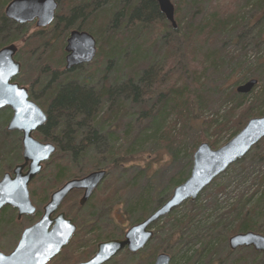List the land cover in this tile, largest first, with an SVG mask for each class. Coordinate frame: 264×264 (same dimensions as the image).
I'll list each match as a JSON object with an SVG mask.
<instances>
[{
    "label": "trees",
    "instance_id": "16d2710c",
    "mask_svg": "<svg viewBox=\"0 0 264 264\" xmlns=\"http://www.w3.org/2000/svg\"><path fill=\"white\" fill-rule=\"evenodd\" d=\"M11 1L0 0V48L24 41L31 49L27 52L29 57L38 55V75L27 83L32 99L47 114V121L40 127L38 137L41 141L53 143L57 147L56 153L62 158V163L53 168L52 180L46 182L45 189L42 190L47 198L53 190L70 179L95 170H106L112 176V181L107 180L106 188L111 186L110 194L103 198L107 201L110 198L109 202H112L116 196L117 202L122 197L118 186L130 191L137 186L140 179L151 180L153 171L149 167L124 184L119 181L123 174H119L118 179L113 177L114 171H130L134 164L146 161L145 147L158 143L165 145L171 161L179 159L181 149L186 145V137L192 134L185 172L180 173L181 176L177 174L160 196L155 198L150 196L151 192L145 190L139 197L134 198L133 203L127 204L128 221L131 225L138 223L164 204L173 189L188 178V169L193 164V153L199 144L208 141L213 148H217L219 136L229 134V141L244 128L250 118L264 115L263 83L257 84L258 90L247 95L234 92L232 100L229 101V116L225 115L222 119L218 114L212 118L206 116V88L209 85V78L206 77H209V72H222L226 64L222 61L224 57L220 54V47L212 48L209 45L205 51V47L200 46V43L208 42L213 35L228 37L236 44L249 38L262 39L264 0H240L232 14L215 10L201 19H197L200 13L198 6L193 11V19L188 23L185 21V27L178 7L175 9V19H179L176 29L161 13L155 0H57L58 11L54 22L33 35L27 33L25 26L17 25L5 17L4 7ZM246 14L250 15L249 19H246ZM197 20L200 21L196 22ZM89 24L99 26L93 34L101 38V50L92 63L67 70L63 64L65 52L61 49L62 45L58 57L49 55V49L58 37L61 36L64 41L72 30L87 31L89 26L86 25ZM153 41L160 44L159 50L154 54L150 44ZM183 44L185 46L182 49ZM168 60H172L174 65L164 72V63ZM176 65H180L182 71L175 68ZM91 72L93 75L87 74ZM112 73L117 74V77L111 81ZM245 76L247 78V74ZM165 77L167 79L164 81ZM252 78L264 82V62H258L257 71ZM226 95L227 93L222 95L221 102L228 101ZM150 100L152 105L146 109L145 101ZM248 102L251 104H247ZM132 106L139 109L137 113H132ZM1 121L4 127V119ZM208 132H211L213 138L209 139ZM11 136H17L12 146L8 142ZM20 141L19 132L9 133L4 130L1 133L2 170L5 162L9 164V169L22 162ZM262 143L263 139L254 149L257 151ZM248 155L249 153L236 162L237 165L242 164ZM156 164L160 165L159 162ZM216 180L217 178L208 188H214L217 185ZM262 182L264 183V178ZM218 190L217 187L215 191ZM260 192L261 195L254 203L257 204L256 207H248L249 203L241 200L239 204L242 205L231 211L230 217L222 214L211 221V215L205 218L206 224L203 226L199 216L206 212V205L200 204V196L195 201H186L184 204L192 209L188 215L176 219V208L165 217L168 218L166 222L172 223L167 243L155 247L151 260L156 253L165 252L171 256L170 264H204L203 259L211 260L212 255L206 252L212 246L214 238L222 236L226 242L233 234L247 231L264 235V210L263 207L257 210L264 201V191ZM31 196H35L33 190ZM255 197L256 195L253 198ZM121 200L120 198L119 202ZM8 213L12 216L11 224H15V214L13 215L10 208L3 209L0 216ZM7 223L0 220V225ZM127 229L100 239L123 236ZM198 241L202 245L196 250ZM77 250L60 264H74L91 258L85 252L77 257ZM181 252L183 255H180ZM254 255L257 259L262 256L256 251ZM130 256L133 259L129 264H139V259H134L136 256ZM254 264H264V257L260 261L256 260Z\"/></svg>",
    "mask_w": 264,
    "mask_h": 264
},
{
    "label": "rangeland",
    "instance_id": "374dc122",
    "mask_svg": "<svg viewBox=\"0 0 264 264\" xmlns=\"http://www.w3.org/2000/svg\"><path fill=\"white\" fill-rule=\"evenodd\" d=\"M197 1H198L197 3H194L192 0H172L175 9L177 10V8L179 7L181 13L180 19L183 22L182 24L184 25V27L186 26L185 21L188 23L190 19H193L194 16L193 11H196L197 10L196 8L198 6L200 13L197 19L199 18L201 19L204 17V15L206 18V16L209 13L215 10L218 11L219 13L232 14L236 10L240 2V0H202V1L197 0ZM3 11L5 12V7ZM57 11H56V15H57ZM59 11L61 12V9H59ZM248 12H250V10ZM246 15H245L246 19H249L250 15L248 14ZM176 21L177 24H179V19H176ZM199 21L200 20H197L196 22ZM24 26L27 28V33L29 35L37 34L38 32H41L42 30L45 29V28H37L35 22L26 24ZM86 26H89L88 29L86 30L91 34H93V31L95 32V28L99 27L98 25L95 24H89ZM184 33H186L185 30ZM93 36L97 42V54H98V52L101 50L99 45V41L101 38L100 37L98 38L94 34ZM252 36L254 37V33L252 34ZM68 37H69V33L64 41L62 40L63 38L61 36L58 37V40L53 42V45L50 47L48 52L49 55L53 57H58L60 55V45H62L61 49L63 48L65 52L63 57L64 58L63 64L65 67H66V55H67V52L65 51V46ZM231 40L232 39L228 37L213 35L208 40V42L200 43L201 47H205V51L207 49V46L209 48V45H212V48L220 47L221 48L220 54L222 55V57H224L222 61H224V64H226V67L222 68L223 70L222 72L218 74L209 72L210 73L208 74L209 77H206V79L209 78V82H208L209 85L206 88V90L208 91L206 94L207 97L206 104L208 108L206 116L210 118H212L217 114L221 116V119L224 118L225 115L229 116V108L231 106L229 101L232 100L233 98L232 95L234 94V92H237L236 91L237 87L245 83L247 80L251 79L253 73L257 71L258 62L260 63L264 62V36L262 37V39L260 38L257 40L249 38L248 40L241 41L240 43L237 44L235 43L234 40L233 41ZM15 44L17 45L18 48L16 59L22 65V72L16 79L22 85L27 86V83L30 82L32 79H34L36 75H38V71L40 69V60L38 59V55L33 58L29 57V54L27 52L30 51L31 49L26 45L24 41H22V43L16 42ZM150 44L154 50L153 54L159 50V46H160L159 43L154 42L152 44V42H150ZM155 45L156 48H154ZM184 46L185 45L183 44L181 48L183 49ZM40 51H42V49H40ZM96 57L94 60H96ZM46 59L44 60L46 61ZM184 60L185 59H182V62L186 63ZM164 65L165 68L163 69V71L167 72L168 69L169 70L171 69L170 66L172 67L174 63L172 60H168L166 63H164ZM98 67H100V63L98 64ZM175 68H178V70L182 71V67H180V65L179 66L176 65ZM87 74L93 75L92 72ZM246 74H247V78L245 76ZM116 77L117 74L112 73L110 76L111 81L114 80ZM165 79H167V77H165L163 80L165 81ZM263 83H264L263 80L258 82L259 85H262ZM27 87L28 89H30L29 86ZM257 90H258V86H255V88L250 93H253ZM226 93H227L226 97L229 98L228 101H226L225 103L221 102L223 98L222 95ZM145 102L147 103L146 109H148L149 106L152 105V100ZM251 102L253 104L252 100ZM247 104H251V103L248 102ZM131 108L133 110L132 113H137L139 110L133 106ZM11 116H12L11 110L7 108L0 110V135L4 130H6L7 124L10 121ZM3 119L5 124L4 127H2L1 124L2 123L1 120ZM192 136L193 135L191 134L190 136L186 137L185 139L186 145L185 147H182L181 149L182 151L180 152L181 155L179 159L176 160L172 159L171 161L170 155H168L169 153L165 145H163L162 143L161 144L158 143V144L150 145L149 147H145L146 149L144 150V157H146V159L144 160L146 161L140 162L138 165L134 164L133 167L129 169L130 171H126V172L122 170L114 171L113 177H117L118 179L120 176L119 174H123L121 176V180L119 179L120 184H124L127 181H132L135 176H138L140 172H142L145 169L148 170L149 167L153 171L151 180L148 181L147 179H140L138 181L137 186L131 189L130 191H126L122 189L121 186H118L122 194V197H120L122 200L120 202H119L120 198L116 202V196L114 197V200L112 202H109L110 198L108 199V201L104 200L103 198L110 194L111 186H108L106 188L107 186L106 184L112 181V176L108 175L106 180L103 181L100 187L93 194L92 198L89 200V203L90 202L91 203L87 204L83 209L79 207V203H78L79 199L81 198V195L76 198H69L66 204H62L61 210H63L72 219L73 218L79 219L81 229L79 230L75 238L72 240L70 245L68 244L69 247L66 248L65 252L62 253L61 257L58 258L54 263L60 264L62 259L69 258L71 253L75 249H78L77 252H75L77 257L82 255L84 252L91 256L93 252L96 250L97 244L101 240L100 238L109 236L111 234L114 235L119 234L121 229H126L130 227L131 222L128 221V214L126 213L129 207L127 206V204H129V202L133 203L135 201L134 198L136 196L139 197L140 196L139 194H142L145 190L151 192L150 196H154L155 198L156 196H160L162 190L164 189L166 190L167 186L169 185V182H171V180L175 178L177 174L181 176L180 173H182L183 171L185 172V167L189 159L187 156V151L189 150V147L192 144V140H193ZM208 136H210L209 139L213 138L211 132H208ZM228 137L229 134H226L225 136L223 134V137L222 135L219 136L220 138L219 147H221L222 145L228 142ZM16 138L17 136H11L8 138V142L11 143V146L12 144L15 143ZM20 142L22 143V138ZM208 143L210 144V142ZM219 147L214 149H218ZM254 147L249 152L248 158H246V160H244L242 164L237 165V163H235L231 165L227 170L228 172L225 171L223 174L217 177V180L215 181L217 185L214 186V188H208L209 186H211L209 185L206 187L207 189L205 188L206 190L204 189L205 191L203 190L200 193L199 196L202 201L200 202V204L206 205L204 208L206 212H202L201 215L199 216V219L202 221L200 223L201 226L206 224L205 218L211 215H213L212 216L213 219L211 221H214L216 218H218L219 215L222 214H225L227 217H230L231 211H234L235 209L239 208L240 205H242L239 204L241 200L243 202L244 201L248 202L249 203L247 204L248 207L257 206V204H254L257 200L256 198L261 195L260 192L261 190L264 191V185H262L264 184L262 182L264 178V143H262V146L257 151L254 149ZM56 154H54L49 161L44 163V169L42 170L41 174L37 176V179L30 187L35 195L34 197H32V201L37 207V209L41 211V213L44 203L47 202L49 199L47 198L45 192L42 190L45 189L46 182L52 180L51 175L54 172L53 168L56 167L57 164L62 163V158H60L61 155L58 156L59 154L57 155ZM259 156H262V158H259ZM22 162H23V158H22ZM22 162H18V164ZM153 162L155 163L153 164ZM157 162H159L160 165H157L156 164ZM5 163L6 164H4L3 170L1 169L2 166L0 165V179L2 178L5 172L10 170L9 164L7 162ZM191 167L192 166H190L188 170H191ZM220 177L222 178L218 180ZM217 187L219 188L218 192L215 191ZM103 188L106 189L103 190ZM255 195L256 197L253 198ZM102 199L104 201L99 204V202ZM105 201L107 204L104 203ZM262 203L263 204H260L258 206L257 210H261L259 207H263L264 210V201H262ZM213 204L216 205L213 206ZM177 209L178 210L175 215L176 219H180L184 215H188L190 213V210H192L191 206L184 203ZM14 214L15 212L13 213V215ZM14 218H15V224H11L12 216L9 215V213L0 216V220L8 222L7 225L5 224L0 225V251L5 254H9L11 251H13V249L18 243L23 228L29 225V220L23 219L21 221H17L16 215H14ZM256 218L258 219V216H256ZM166 221H168V218L164 217L154 224L155 237L146 245L147 247L149 246L145 250L146 252L145 251L143 252L142 251L143 249L140 250L141 252L139 251L135 254L129 252L130 255L136 256V258L134 259L137 260L139 259V264H148L150 261H151L150 264H154L158 253H156L153 260H151V253L153 252L156 246L157 247L164 246L167 243L168 232L169 229L172 227L171 226L172 223H168ZM3 225L5 227H3ZM92 229L96 231L93 232ZM213 240L214 241L212 246H210V249L206 252L208 255L210 254L212 255L211 260L207 261V259H203L202 263L204 264H208V263L219 264L220 261L221 264H249V263L254 264L256 260L260 261L262 259V256L264 257L262 253L256 251L257 253H260L262 255L259 257V259H257L254 255L255 250L252 248H239L235 251H232L229 247L228 240L224 242L222 236H219L217 239L214 238ZM199 242L201 241H198L197 244ZM201 243L195 246L196 250L200 248V246L202 245ZM126 254H127L126 252H120L106 264H129L133 258L130 255H126ZM180 255H183V253L181 252Z\"/></svg>",
    "mask_w": 264,
    "mask_h": 264
},
{
    "label": "water",
    "instance_id": "95a60500",
    "mask_svg": "<svg viewBox=\"0 0 264 264\" xmlns=\"http://www.w3.org/2000/svg\"><path fill=\"white\" fill-rule=\"evenodd\" d=\"M161 13L173 28L175 6L172 0H155ZM58 7L57 0H12L5 9V16L20 24L37 19V26L52 23ZM17 46L10 44L0 50V110L9 107L13 115L7 130L22 132L23 162L17 164L12 173L6 172L0 179V211L10 206L17 210L18 220L37 212L30 195V183L38 176L44 163L56 153L57 147L34 137V132L47 121L46 112L30 98L29 89L13 79L21 72L22 65L15 59ZM66 69L91 63L97 54L94 36L81 30H73L65 46ZM258 84L252 78L239 85L237 93L247 95ZM264 138V115L250 118L244 128L227 143L214 149L208 142H202L193 153V164L188 178L177 185L170 198L154 210L146 219L131 226L123 239H110L98 244L96 253L87 261L78 264H105L128 249L137 253L153 239L152 225L168 216L186 201H195L200 193L231 165L243 159L251 149ZM107 175L106 170H95L81 178L68 180L54 191L43 207V215L35 224L26 227L9 254L0 251V264H48L60 254L73 238L77 226L64 211L55 214L69 193L84 189L80 205L91 197L97 186ZM232 251L252 248L264 255V235L253 231L234 234L228 240ZM171 256L165 252L157 254L154 264H170Z\"/></svg>",
    "mask_w": 264,
    "mask_h": 264
},
{
    "label": "flooded vegetation",
    "instance_id": "af4514ba",
    "mask_svg": "<svg viewBox=\"0 0 264 264\" xmlns=\"http://www.w3.org/2000/svg\"><path fill=\"white\" fill-rule=\"evenodd\" d=\"M57 3H58V1H57ZM9 4V3H8ZM7 4V5H8ZM7 5L5 6V9H6V7H7ZM58 8V7H57ZM57 11V10H56ZM4 14H5V12H4ZM6 17V16H5ZM56 17V16H55ZM7 18V17H6ZM8 19V18H7ZM10 20V19H9ZM55 20V19H54ZM11 22H13V23H15V24H17V25H21V26H24V25H26V24H29V23H33V22H35V25H36V27L37 28H45V27H47V26H44V27H38L37 26V19H35V21H33V22H29V23H25V24H20V23H17V22H15V21H13V20H10ZM54 22V21H53ZM52 22V23H53ZM52 23H50V24H52ZM49 24V25H50ZM48 25V26H49ZM75 30H79V29H75ZM73 31V30H72ZM71 31V32H72ZM70 32V33H71ZM70 35V34H69ZM68 39V38H67ZM11 44H15V43H11ZM8 45H10V44H8ZM16 45V44H15ZM5 46H7V45H4V46H2L1 48H0V50L3 48V47H5ZM17 46V45H16ZM18 51V50H17ZM16 55H17V53H16ZM16 55H15V59L17 58L16 57ZM17 60V59H16ZM86 65V64H85ZM83 66V65H82ZM21 72H22V69H21ZM21 72H20V74H21ZM19 74V75H20ZM18 75V76H19ZM18 76H16L14 79H13V82H18L17 81V77ZM19 83V82H18ZM21 86H24V85H22L21 83H19ZM27 87V86H26ZM28 88V87H27ZM29 93H30V98L32 99V97H31V92H30V90H29ZM32 100H34V99H32ZM35 101V100H34ZM5 108H7V109H9V110H11V108H9V107H5ZM4 109V108H3ZM2 110V109H1ZM12 111V110H11ZM12 115H13V111H12ZM12 117V116H11ZM9 123V122H8ZM8 125V124H7ZM39 130H40V127L34 132V137L35 138H37V139H39L37 136H38V133H39ZM6 131L7 132H9L10 133V131H8L7 130V127H6ZM14 132H19V131H12L11 133H14ZM20 133V135H21V138L23 137V134H22V132H19ZM40 140V139H39ZM16 166V165H15ZM14 166V167H15ZM13 167V168H14ZM13 168L12 169H10V170H8L7 172H10V173H12V171H13ZM44 169V168H43ZM6 173V172H5ZM41 174V173H40ZM39 174V175H40ZM89 174V173H88ZM4 175V174H3ZM38 175V176H39ZM87 175V174H86ZM85 176V175H84ZM84 176H81V177H84ZM107 176H108V173H107V175H106V177L104 178V180H106V178H107ZM81 177H76V178H81ZM37 179V176L33 179V181L30 183V187H31V185L34 183V181ZM103 180V181H104ZM103 181L97 186V188H96V190L100 187V185L103 183ZM67 182V181H66ZM65 182V183H66ZM64 183V184H65ZM63 185V184H62ZM61 185V186H62ZM60 186V187H61ZM29 187V189H30V195H31V191H32V189ZM59 187V188H60ZM59 188H57V189H59ZM57 189H55L54 191H56ZM95 190V191H96ZM54 191H52L51 192V194L54 192ZM95 191H94V193H95ZM84 192H85V190L84 189H75V190H73V191H71L70 193H69V195L67 196V198L63 201V203L62 204H66V202L68 201V199L69 198H76V197H79L80 195H81V198H82V196H83V194H84ZM93 193V194H94ZM51 194H50V196H51ZM93 194L91 195V197L85 202V205H83V206H81L80 205V200H81V198L79 199V206L81 207V208H84L87 204H90L89 203V200L92 198V196H93ZM50 196H49V199H48V201L50 200ZM32 197L33 196H31V199H32ZM48 201L47 202H45L44 203V206L48 203ZM62 204H61V206H60V208H59V210L55 213V214H53V217L55 218L60 212H62L63 210H61V207H62ZM43 206V207H44ZM43 207H42V213H41V211L40 210H38L37 209V212L34 214V215H31V216H23L22 217V219H20V220H18V212H17V210L15 209V208H13V207H10V206H6V207H4L3 209H5V208H10L13 212H15V215H16V220L17 221H21V220H23V219H25V220H29V225L28 226H26V227H29V226H31V225H33V224H35L36 222H38L39 221V219L42 217V215H43ZM3 209L0 211L1 213H2V211H3ZM0 213V214H1ZM67 215V214H66ZM35 217V218H34ZM67 217L68 218H71L70 216H68L67 215ZM124 217V216H123ZM34 218V219H33ZM72 219V218H71ZM72 221L76 224V226H77V230H76V232H75V234H74V236H73V238L71 239V241H70V243L72 242V240L75 238V236L77 235V233L79 232V230L81 229L80 228V223H79V219H77V218H73L72 219ZM143 221V220H142ZM141 222V221H140ZM139 223V222H138ZM135 224H137V223H135ZM132 225H134V224H132ZM131 225V226H132ZM130 226V227H131ZM25 227V228H26ZM130 227H128V229L130 228ZM25 228H23V230L25 229ZM127 229V230H128ZM151 229L153 230V232H154V226H152L151 227ZM23 230H22V232H23ZM127 230L124 232V234H123V236H120V237H116V238H114V237H110V238H107V239H104V240H100L99 242H98V244L99 243H101V242H104V241H107V240H110V239H123L124 237H125V234H126V232H127ZM22 234V233H21ZM110 236V235H109ZM19 241V240H18ZM70 243H69V245H70ZM98 244H97V247H98ZM69 245L68 246H66V247H64L63 248V250L60 252V254L59 255H57L55 258H53L48 264H55L54 262L58 259V258H60L61 257V255H62V253H64L65 252V249L67 248V247H69ZM16 247V246H15ZM97 247H96V250L93 252V254L91 255V257L96 253V251H97ZM12 252V251H11ZM122 252H126V253H129L130 251L128 250V249H125V250H123ZM139 252V251H138ZM131 253V252H130ZM114 258V257H113ZM112 258V259H113ZM67 259V258H66ZM90 259V258H89ZM63 260V259H62ZM85 261H87V260H85ZM62 262V261H61ZM60 262V263H61ZM82 262H84V261H82ZM78 263H80V262H78ZM77 262L76 263H74V264H78ZM106 264V263H105Z\"/></svg>",
    "mask_w": 264,
    "mask_h": 264
}]
</instances>
